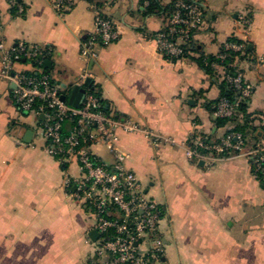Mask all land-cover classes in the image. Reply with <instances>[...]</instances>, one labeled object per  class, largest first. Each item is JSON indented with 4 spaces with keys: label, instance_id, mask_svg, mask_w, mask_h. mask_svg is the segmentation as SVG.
<instances>
[{
    "label": "crops",
    "instance_id": "1",
    "mask_svg": "<svg viewBox=\"0 0 264 264\" xmlns=\"http://www.w3.org/2000/svg\"><path fill=\"white\" fill-rule=\"evenodd\" d=\"M194 1L203 24L197 51L183 59L160 53L152 37L167 19L148 14L143 0H26L22 15L9 0H0V43L50 48L46 68L68 100L89 68L109 115L173 141L155 147L142 135L125 133L118 141L128 155L127 168L163 211L164 264H264V183L249 162L235 156L209 167L186 157L195 131L219 139L230 128L217 126L210 105L221 88L197 59L216 55L232 37L248 47L239 61L253 86L247 114L257 134L264 130V0ZM93 4L113 21L119 38L87 64L80 49L94 32ZM243 15L252 21L248 32L240 23ZM14 71L33 68L21 62ZM41 121L22 112L12 85L0 80V264H101L90 238L94 219L65 188L66 177L78 176L79 168L47 153L38 133ZM29 130L34 134L26 143ZM93 152L114 162L101 146Z\"/></svg>",
    "mask_w": 264,
    "mask_h": 264
},
{
    "label": "built area",
    "instance_id": "2",
    "mask_svg": "<svg viewBox=\"0 0 264 264\" xmlns=\"http://www.w3.org/2000/svg\"><path fill=\"white\" fill-rule=\"evenodd\" d=\"M24 1L9 0L18 15L25 11ZM144 4L148 6L150 1ZM173 5L166 25L152 39L161 54L178 60L193 53L188 49L202 27L203 12L194 0H176ZM92 9L94 32L82 41L80 49L87 64L99 58L100 47L119 38L113 21L104 15L102 8L93 4ZM240 23L246 32L252 26L251 18L246 15L240 17ZM246 47L245 43L228 40L215 55L222 61L233 53L234 72L229 73L220 62H206L216 83L225 81L234 92L233 99H219L214 111L216 119L240 117V105L247 104L253 92V86L239 66L240 59L246 55ZM50 53V48L37 44L18 42L7 46L0 43V80L15 86L14 101L22 112L43 117L38 133L46 140L47 153L61 165L78 166L79 175L67 176L65 188L94 219L93 229L99 234L93 243L94 252L103 259L101 264H164L163 211L147 195L137 175L127 168L128 155L119 149L118 141L119 133L142 135L155 147L173 141L151 128L109 115L101 97L91 90L96 88L94 84H87L94 78L89 68H85L76 81V86L84 91L81 106L77 108L62 100L60 89L43 69ZM21 62L29 63L33 72L16 73L14 67ZM206 139L207 135L199 131L192 134V146L186 149L187 159L212 167L240 156L249 162L253 174L264 181V137L251 141L241 133H229L211 143ZM97 146L112 155V164L98 158L93 152Z\"/></svg>",
    "mask_w": 264,
    "mask_h": 264
},
{
    "label": "trees",
    "instance_id": "3",
    "mask_svg": "<svg viewBox=\"0 0 264 264\" xmlns=\"http://www.w3.org/2000/svg\"><path fill=\"white\" fill-rule=\"evenodd\" d=\"M145 1L146 0H143V3H145ZM149 1H150V4L146 7V11L148 14L162 13L166 17V19H168L171 15V12H172V9L174 6L173 4L176 0H171L170 3L166 6L161 5L162 0H149ZM187 1H192V0H187ZM229 41H233L236 43H243L242 41H240L239 39H237L235 37L230 38ZM188 51L196 52L197 48H196V46H194V44L193 45L191 44V49H188ZM247 53H248V47H246V54ZM187 57H188V55H187ZM213 61L220 62L222 65L226 66L228 68L229 73L234 72V68L232 67V64L235 63V58H234L233 53H229L228 57L222 61H219V59H217L215 55L214 56H201L199 59H197L199 66L201 68H203L209 75L212 74V69L210 68V66L206 65V62H213ZM43 69L46 72H48V69L46 68L45 64L43 65ZM219 85H220L221 92H222L221 97H227L229 99L234 98V92L226 84L225 81L221 82ZM91 90L93 92L97 93V95H99L96 88L92 87ZM219 99L214 104L210 105V109L213 113L215 111V107H216L217 103L219 102ZM239 114H241L240 117H235L232 119H217V126L218 127H225V126L229 125L230 128L228 129V131L226 132L225 135H227L229 133H241L245 137H247L249 140H253V141H258L264 137V130L260 134H257V130L254 128L256 130L255 131L251 127L252 120L250 119L251 116L249 114H247V104H241L240 105ZM218 140L219 139H213L211 136H207V139H206V141L209 143H211L213 141H218ZM190 146H192V143L190 144ZM259 180L264 183L263 180H261V179H259Z\"/></svg>",
    "mask_w": 264,
    "mask_h": 264
},
{
    "label": "water",
    "instance_id": "4",
    "mask_svg": "<svg viewBox=\"0 0 264 264\" xmlns=\"http://www.w3.org/2000/svg\"><path fill=\"white\" fill-rule=\"evenodd\" d=\"M48 64V62H46V65ZM87 84L89 86H91L93 84V80H88ZM12 88L14 89L15 86L12 85ZM84 98V91L82 89H80L78 86H76L73 90L72 96L70 97V99L68 100L66 96L62 95V100L68 102V104L74 106V107H80L82 104ZM43 119V117H41ZM33 131L29 130L26 133L25 139L24 141L26 143H30L32 141L33 138ZM200 165H203V162L200 163ZM90 238L92 241H96L99 238V234L96 231H92L90 233Z\"/></svg>",
    "mask_w": 264,
    "mask_h": 264
}]
</instances>
